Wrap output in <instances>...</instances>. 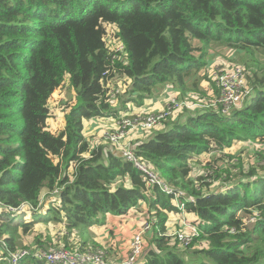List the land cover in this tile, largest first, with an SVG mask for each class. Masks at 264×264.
<instances>
[{
    "label": "trees",
    "instance_id": "1",
    "mask_svg": "<svg viewBox=\"0 0 264 264\" xmlns=\"http://www.w3.org/2000/svg\"><path fill=\"white\" fill-rule=\"evenodd\" d=\"M229 51L253 66L248 74L243 63L240 103L227 113L220 104L188 109L161 130L135 133V156L168 190L148 187L118 146L86 138L85 119H119L128 102L142 105L161 87L182 96L193 91L205 104L217 99V78L207 67ZM262 56L264 0H0V264L30 250L21 233L34 222L56 224L70 248L79 230L141 207L153 236L139 264H187V254L199 258L192 264H264V149L254 147L247 162L245 151L223 152L235 141L264 142ZM66 75L77 101L54 133L49 99ZM121 82L125 88L113 96ZM206 153L216 157L198 173ZM219 158L228 159L219 165ZM218 179L225 182L210 188ZM54 195L59 205L46 206ZM27 209L35 220H23ZM183 211L196 216L199 229L189 245L168 233L169 213ZM53 235L35 230L28 246L54 244ZM73 242L79 251L91 245ZM16 264L47 263L26 253Z\"/></svg>",
    "mask_w": 264,
    "mask_h": 264
},
{
    "label": "rangeland",
    "instance_id": "2",
    "mask_svg": "<svg viewBox=\"0 0 264 264\" xmlns=\"http://www.w3.org/2000/svg\"><path fill=\"white\" fill-rule=\"evenodd\" d=\"M241 54L239 53H235L233 51H229L227 52L224 56L227 57L225 58L223 55L221 54H218V55H215L209 62V65H208V69L210 70V74H212L215 78H217L218 76V72L227 68L228 66L232 67V68H236V67H239L240 65L243 67L244 65L246 67V70L248 71V74L250 73V70L253 68V66L251 65L250 62H246L245 60H243L244 58H239ZM262 61L264 63V57L262 56ZM235 61V62H233ZM236 62H241V63H236ZM244 63V64H243ZM240 64V65H239ZM244 69V72H245V77H246V80H247V72L245 70V68L243 67ZM119 78V77H118ZM119 79H118V83H119ZM122 84V82H121ZM207 86H209V88L207 89L208 90V94L207 95H211L213 93V90H212V87L213 85L211 83H209L208 81L204 80L203 82H201V88H203L204 90H206ZM122 88L124 89L125 88V84H122ZM250 90H252L251 86L249 87ZM158 91H165L166 94H167V101L165 100V104L163 105V108L160 109V110H163V109H167L169 111L168 115H167V121L164 125V127L162 126H157L154 128V131H158V130H161L162 128H165L166 127V124H169V123H172V122H176L178 121L179 119H185L186 116H187V111L188 109H190L192 112H195L196 110L202 107H207L208 105L205 104V103H201V102H196L198 100L199 95L194 93L193 91H188V93H186L185 95L182 96L181 93H179V91L175 88H172V87H168V86H165V87H161ZM157 91V92H158ZM157 92H155L154 96H156ZM246 94L249 95V90L247 89L246 90ZM253 96V95H252ZM251 96V97H252ZM172 97H175L177 99V101L182 105V109L181 110H177L175 107L173 106H170L169 102H170V99ZM153 100V102H155V97L153 98H147L146 100L144 99L142 105H138L136 103H133V102H130V105L128 106H132L133 110L136 111V113L134 114H138L139 116L138 117H141L140 115H145L146 116H150L153 114V112H157V111H160V110H155L153 111V106H156V104H153L152 106H148L150 109H147V108H142L144 105V107L147 106V104L149 103V101ZM76 93L74 91V89L71 87L70 85V82H69V76L66 75V80L65 82L62 84L61 87H59L58 89H56L54 91V93L51 95L50 99H49V102H50V118L48 119V127L51 131H53L54 133H58L62 127H63V124H64V121H63V117L65 115V113L68 112V110H70L76 103ZM193 103V106H191L190 104ZM194 104H196L194 106ZM90 121H94L95 123L94 124H91ZM97 121H100V123H98ZM116 118H113V117H106V118H102V119H99V120H84L83 124H84V129H83V132L86 136V138L88 139H91L93 140L92 142H94V144H97V143H106L109 145V147L112 146V143L109 142L105 137H104V131L105 130H109L112 128L113 124L116 122ZM95 125H97L98 127H95ZM145 132V130H143ZM143 131H140V134H142ZM103 136V137H102ZM137 138V137H136ZM261 139H257L256 142H253V145H251L248 141H244L242 143V141H235L233 143V145L231 147H227L223 150V152H226V153H231V154H238V153H241L242 151H245L244 152V159L245 161L247 162L250 159H253V152H254V147L255 149L257 148H261V149H264V142H261L260 141ZM214 154H219L217 156H222L223 153L222 152H218V153H214ZM212 153H206V154H203V156L200 157L201 161H202V169H199L198 173H202L206 168H205V165L207 163H210L211 160L216 157H211ZM205 156V157H204ZM211 159V160H210ZM228 158H223V159H218V164L221 165L224 161H226ZM235 159H232V162L234 161ZM198 162V161H196ZM251 163V162H250ZM246 165V163H245ZM69 170H73V167L70 166L69 167ZM212 171H207L205 175H208V173H211ZM196 173V172H194ZM212 177H208V180H211ZM225 182V181H224ZM222 182L220 179L218 180H214L213 183L211 184L210 188L214 189L216 187H221V184L224 183ZM59 196L58 195H54L52 197H50L45 205L48 206L49 204H57L59 205ZM45 206V207H46ZM1 211V209H0ZM132 211V216L131 218H128L129 221H131L130 223L132 224L130 228H132L133 226H137V229L138 228H141L143 225H145L147 222V220L149 221V215L148 214H145V212H142L141 209L138 210V213L134 212L133 210H130L129 212ZM45 212V211H43ZM21 216H23V220L25 221H33L35 220V218L33 217V214L32 215H25L24 211H23V214L22 212L20 213ZM169 215H178L176 217V221H177V224H178V228L177 229H172V231H168L169 234L171 232H176V231H179L180 229L186 227L184 222L190 218V214H187L186 216H188V218H186L184 215H181L179 213H169ZM170 219V218H169ZM169 219L167 220V224L169 222ZM194 221V220H193ZM151 225V224H150ZM130 226V225H129ZM33 227L35 228V230H40L41 232H44V234L47 232V233H53V234H57L56 233V229H58V226L56 224H53L52 222L50 223V225H46V222L44 223L43 221H39V222H34L33 224ZM34 228L30 231V232H27V233H21L23 236L21 237V240L20 242L23 244V248H28V249H35L37 248L38 246H28V244L31 243L32 241V235L33 233L35 232ZM129 228V229H130ZM140 230V229H139ZM137 232V230H136ZM135 232V233H136ZM173 232V233H174ZM127 231H126V228L123 229L122 231V237H123V240L125 242V239L127 238V235H126ZM135 233L133 234V237L135 235ZM172 234V233H171ZM55 236V238H56ZM79 237H83V238H86L88 241H90V249H92V247L94 246H98L99 243L96 241V239L94 238L91 230L89 229L87 232H80L79 230ZM153 236V232L152 230L150 229V231H147L145 233V238H144V249L146 250L147 246H148V243H149V240L151 239V237ZM60 240V242H62V239L57 236ZM133 237L131 239V243H132V240H133ZM131 243H130V247H129V250L131 248ZM62 244V243H61ZM71 247L69 248L71 251H77L79 249H81L80 247H78L77 244H74L73 241H71ZM102 247V246H100ZM104 248V247H103ZM198 248V247H197ZM129 253V252H128ZM0 256H1V252H0ZM185 260H186V263L187 264H192L193 262L194 263H198L199 261V258L197 256H190L189 254L185 255Z\"/></svg>",
    "mask_w": 264,
    "mask_h": 264
},
{
    "label": "built area",
    "instance_id": "3",
    "mask_svg": "<svg viewBox=\"0 0 264 264\" xmlns=\"http://www.w3.org/2000/svg\"><path fill=\"white\" fill-rule=\"evenodd\" d=\"M114 49L116 51H122L124 45H117ZM216 82L220 88L218 98L211 102L209 101L207 107H218L217 105L220 104L223 107V113H227L233 105L242 101L241 90L246 82L244 70L241 66L236 68L228 66L218 72ZM122 90L123 88L119 86L113 91V96H116ZM169 104L177 110L182 109V105L175 97L170 99ZM190 105L193 106V103ZM195 105L196 104H194V106ZM168 113L169 111L167 109H163L153 112L150 116L145 117V115H140L141 117H138V114L130 115L128 112L123 111L121 117L116 119L117 121L113 124L110 131H104V137L111 142L112 145L121 148L123 156L130 161H134L137 167L145 173L144 180L148 187L159 183L163 185L166 190L169 188L159 180L158 175L150 169V166L138 161L134 152V142L132 139H129V137L133 136L136 131L140 129L147 130L157 126L164 127ZM24 208L25 207L22 205L17 209L11 208L10 210L22 211ZM195 222L196 221H192L188 218L184 222L186 227L169 235L177 238L181 244L189 245L194 236L199 234V229ZM150 224V222L146 223L135 233L129 253L121 263L110 262L107 258L106 251L102 248L93 250L85 248L83 251H71L69 248H66L64 244H61L60 240H56L54 244H48L41 248L37 247L35 249L23 250L21 253L17 252L10 254V259L13 264H16L22 255L32 253L44 259L47 264H139L140 256L144 251L145 233L150 231L152 225Z\"/></svg>",
    "mask_w": 264,
    "mask_h": 264
},
{
    "label": "crops",
    "instance_id": "4",
    "mask_svg": "<svg viewBox=\"0 0 264 264\" xmlns=\"http://www.w3.org/2000/svg\"><path fill=\"white\" fill-rule=\"evenodd\" d=\"M119 86L122 87V85H119ZM154 95L149 96L147 98L155 97V102H153V100L150 99L147 106L144 107L145 106L144 105L142 108L150 109L148 106H150V105L152 106L153 104H156V103H157V105L153 106V111L160 110L163 108V105L165 104V100L167 101L166 92L165 91H158L156 96H154ZM147 98H145V100ZM127 105H130V102H128ZM128 108H129V110L123 109V111L128 112L130 115H134V113H136V111L133 110L132 106H128ZM97 122L100 123V121H97ZM90 123L94 124L95 122L90 121ZM167 125L168 124H166V127H167ZM95 127H98V126L95 125ZM136 137H139L138 133L129 137V139H132L133 142L135 143V141L137 140ZM140 209L142 212H145V207H141ZM132 210L134 212L138 213V210H135V209H132ZM27 214L30 216L33 214V211H31L30 209H27L25 215H27ZM179 214L184 215L186 218H188V216H186V215L190 214V218H189L190 220L195 221V219H196V216L193 213H187L186 211H184V212H181ZM132 215H133L132 211L131 212L128 211L125 215H118V216L108 214L106 217V222L103 225H95V226H92L90 228L94 238L99 243L98 246H102L99 248H102L106 251L107 258L112 263H121L125 260L128 252H129V247H130V243H131V239L133 237V234L136 232V230L138 231L140 229V228L137 229V226H135V227L133 226L132 228H130L132 224L130 223L131 221H129L128 218H131ZM177 216L178 215H172V216L169 215L170 219H169V222L167 224L168 231H172V229L178 228V224L176 221ZM125 228L127 231V233H126L127 238L125 239V242H124V241H122L124 236L122 237L121 235H122L123 229H125ZM173 232H171V233H173ZM55 236H56V234L53 235V239H55ZM59 237H61V236L59 235ZM70 240L71 241H87L90 243V241H88L86 238L79 237V236H77V234L76 235L73 234V236ZM60 243H62V242H60ZM33 245L38 246L37 244H33Z\"/></svg>",
    "mask_w": 264,
    "mask_h": 264
}]
</instances>
